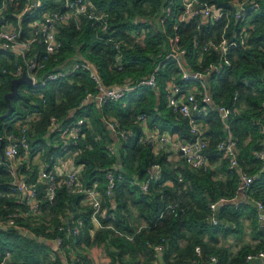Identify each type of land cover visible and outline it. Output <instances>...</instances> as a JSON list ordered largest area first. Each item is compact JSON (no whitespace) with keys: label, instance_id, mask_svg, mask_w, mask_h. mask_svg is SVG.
Wrapping results in <instances>:
<instances>
[{"label":"trees","instance_id":"1","mask_svg":"<svg viewBox=\"0 0 264 264\" xmlns=\"http://www.w3.org/2000/svg\"><path fill=\"white\" fill-rule=\"evenodd\" d=\"M92 1L99 12L107 14V29L87 16L62 24L58 34L62 48L37 72V84L19 85V93L11 99L14 109L10 114H6L5 94L11 91L12 80L18 77L9 71L24 61L0 48V143L3 141L0 156L11 137L20 136L27 127L30 151L21 150L24 162L18 173L36 186L41 209L53 215L50 221L22 215L17 222L23 229L0 228V261L10 251L12 264H64V259L74 260L75 264H91L83 254L84 246L110 241L116 246V249L107 248L112 264H152L158 257L159 245L166 264H209L211 256L217 257L216 264H248V253L264 249V228L250 201L233 202L240 175L237 169L230 168L217 143L232 132L241 165L248 173L257 174L246 197L264 203V168L256 157V151L264 145V0H256L257 8H247L243 18L237 20L231 14L217 21L203 16L178 20L177 15L185 9L184 0ZM239 1L196 0V4L235 10ZM38 2L40 7L36 6ZM3 3L7 4L4 19L17 23V15L24 10L26 2L0 0V5ZM165 5H170L171 13L160 21L158 16ZM33 6L20 22L25 37L30 36L32 23L43 12L65 11V0H34ZM244 28L247 33L243 40L240 31ZM222 34L236 43L230 50V64L221 60L216 48ZM176 37L179 46L185 49L181 60L188 70L203 71L210 63L218 67L209 73L208 89L213 103L233 110L229 130L214 109L200 118L209 137L207 170L193 169L183 159L174 163L168 150L145 139L142 115L146 116L151 130L169 131L186 141L194 138L188 119L168 106L171 84L183 86L182 92L192 86V81L183 78L178 60L168 56ZM82 61L97 69L106 86L129 80L133 89L123 98L99 106L94 100L99 90L90 70L83 66L73 70ZM157 66L158 87L140 85ZM3 67L8 72H3ZM52 72L62 75L49 78ZM35 113L38 116L27 121ZM52 118L61 126L84 120L77 145H66L59 129L49 133L53 128ZM109 118H116L121 127L134 131L133 136L121 139L120 157L114 152L120 138L110 129ZM67 151L77 152L75 163L83 167V184L96 185L103 195V207L108 209L105 217L96 213L103 227L93 238L90 231L94 209L82 205L86 194L59 183L54 200L49 202L48 184L38 180L39 166L31 163V158L39 152L46 170L52 171L58 158ZM0 160V215L6 216L19 211L20 194L11 190L13 175L6 168L7 161ZM157 163L161 165L158 178L143 191L141 184ZM109 172L115 182L112 194H108ZM222 198L225 202H219L213 209L211 204ZM170 204L174 205L173 209H167ZM133 207L144 221L140 228L130 223ZM213 215L219 223L212 222ZM244 216L250 219L260 241L245 245L236 253L226 245L219 246L220 235L238 232ZM80 219L83 221L80 234L67 236L60 229L73 227ZM23 230L27 232L24 234ZM125 234H131L132 239ZM56 237L63 240L59 247L62 254L53 252L51 242ZM183 239H186L184 246L180 244ZM138 251L145 255L143 263L135 258Z\"/></svg>","mask_w":264,"mask_h":264},{"label":"built area","instance_id":"2","mask_svg":"<svg viewBox=\"0 0 264 264\" xmlns=\"http://www.w3.org/2000/svg\"><path fill=\"white\" fill-rule=\"evenodd\" d=\"M26 2V7L24 10L17 15V23L13 21L0 20V48L8 52L17 55L19 58L23 59L24 64H17L10 70L15 74V76L20 77L23 73H27L33 80L32 84H37L36 75L37 72L46 67V62L53 58L62 48V40L59 37V28L62 24L68 22L70 19L75 21L79 20L82 16H87L88 18L98 21L102 24L103 29H107V14L99 12L95 8V4L92 0H65V11L61 12H43L42 17L36 19L30 30V36L25 37L23 33V28L21 25V19L25 13L32 11L34 9V0H24ZM236 9H225L219 8L215 5H197L196 0H184V11L177 15L178 20H184L188 18H193L196 16H203L204 18L217 21L222 17L227 18L234 14L235 18L238 20L244 17L247 8H257L258 2L256 0H241L237 2ZM37 7L41 6V2L36 4ZM7 4L3 3L0 5V18L3 17V12L6 9ZM171 13L170 5H165L161 14L158 16L160 21H164L166 15ZM4 18V17H3ZM246 28L241 32V38L246 36ZM242 40V42H244ZM215 44V43H212ZM235 41H230L229 37L222 34L219 44L216 48L219 50L221 60H225L227 64H230L229 54L231 48L234 46ZM185 49L180 47L178 44V37L172 43V48L168 53L169 57H174L178 60L181 69L182 76L186 80L192 81V86L186 88L182 92L181 85L171 84L170 93L168 95V106L177 114L188 119L191 132L194 138L191 141L186 140H173L174 135L164 131L156 134L158 136V144L161 148H164L171 144L179 152H181L182 159L185 163L193 169L207 170L210 167L209 157L206 152V148L209 145V137L206 134L205 123L202 116L208 114L211 109H214L220 116L221 121L225 125L226 130H229V119L233 113L230 106L221 104L217 105L213 103V98L208 89V76L209 73L217 69L218 67L214 63H210L209 66L201 71H191L188 70L183 62L182 56ZM0 66H1V56H0ZM83 66L90 70L91 78L95 81L99 93L95 96V99L102 105L103 102L108 100H118L123 98L129 91L133 89L130 81L127 80L121 84L113 85L111 87L106 86L97 69L89 62L82 61L77 63L73 70ZM3 72H8L6 68L3 67ZM159 66L146 78L142 79L139 84L148 85L153 88L158 87L157 82V72ZM62 75L61 72H52L48 75L49 78H59ZM237 95L235 96V99ZM263 114H264V101L262 104ZM37 113L29 116L27 121H31L32 117H37ZM141 119L145 120L146 116L142 115ZM260 121V119H259ZM110 129L114 132L117 137L122 140L133 136L134 131L131 129H126L121 127L116 118H109L107 120ZM52 127H57V119L52 118ZM84 120L78 119L65 126H59L57 129L60 130V136L66 141V145H77L80 136L83 131ZM27 127H24L22 134L20 136L11 137V141L6 145L2 156L0 159H4L7 162L16 161L21 159V150L30 151V144L27 138ZM149 138V137H148ZM146 138L148 141L149 139ZM217 149L221 152L224 158L229 161L230 168L237 169L240 175V180L238 183V191L246 195L247 190L256 178L257 174L248 173L239 161V151L237 147V142L234 139L232 132L229 131L227 137L221 139L217 143ZM68 150V146L65 148ZM256 157L262 162V168H264V145L256 151ZM13 175V181L11 182V190L17 192L22 197L21 204L26 208L24 214L20 211H13L6 216L0 215V228L4 230H9L12 228H20L18 225V218L22 215L36 217L41 212V204L37 199L38 191L34 184L26 182L24 176L16 181L15 174L18 173V166L10 164L8 169ZM83 167L79 166L76 170H71L68 172L65 180H60L58 175L55 173L54 169L52 171L46 170V165H42L41 170H39L38 180L46 182L48 184L46 196L49 202H52L56 195V188L59 183H65L69 188L80 193H85V198L88 201V205L94 209L93 215L96 213H101L103 217L107 216L108 209L103 207V195L96 185L88 187L83 184L82 179ZM161 171V165L155 164L151 168L150 176L141 184V189L147 191L152 180L158 178ZM109 180L108 194H112V189L115 186L114 176L112 172L107 174ZM247 196V195H246ZM248 197V196H247ZM251 201L255 204L258 213V219L261 226L264 225V203L262 200H257L249 197ZM226 199L222 198L216 203H212L211 206L215 209L219 202H225ZM174 208L173 204L167 206V209ZM98 217V216H97ZM212 222L214 224L219 223L216 216H212ZM100 220V219H99ZM83 226V221L78 220V224L73 227H66V229L61 226L60 229L65 230L67 236L78 235L81 232V227ZM55 245L60 247L63 240L61 237H56L54 239ZM162 247L159 245L157 247L160 250ZM199 255L201 254L198 248ZM11 257V252L7 251L0 261V264H8ZM216 256H211L209 264H216ZM248 264H264V249L257 252H250L246 256ZM67 264H75L74 260H70ZM152 264H166L163 263L159 258H156Z\"/></svg>","mask_w":264,"mask_h":264},{"label":"crops","instance_id":"3","mask_svg":"<svg viewBox=\"0 0 264 264\" xmlns=\"http://www.w3.org/2000/svg\"><path fill=\"white\" fill-rule=\"evenodd\" d=\"M94 100H96V99H94ZM142 125H143V129H144V132H145V139L149 137L148 141H150V143H154L158 148H161L159 146V144H158V141H157L158 140V136L156 137V134L160 133L159 130H151V129H149L148 126H147V121L146 120H144ZM166 132L169 133V131H166ZM173 140L175 141V140H182V139H180L177 135H174ZM171 144H173V143H171ZM171 144H169L168 146L164 147L163 149L168 150L170 152V157L169 158L172 159V161L174 163L178 164L182 160L183 157L181 155V152H179L174 146H171ZM5 147H4V149H5ZM76 156H77V152H75V151L74 152L73 151H67V153H66V155L64 157L58 158V160L56 161V164L54 166V171L58 175V178L60 180H65L69 171L76 170L77 168H79L80 165L75 163L76 162L75 161ZM28 161H30V160H28ZM0 162H1V160H0ZM21 162H24V159L22 157H21V159L18 160V162H16V161H12L11 163L7 162V167L6 168L9 169L10 164H12L14 166H18V168H19ZM31 163L38 164L40 170H41L43 164L46 165L45 162L41 158V153H39V152L34 154L33 159L31 158ZM15 177H16L15 178L16 181H18V180H20L22 178V176H20L19 173L15 174ZM21 197L22 196L19 195L20 204L18 206V209H19V211L22 214H24V211H25L26 208L21 204L22 203L21 202V199H22ZM247 200L252 203L253 207L255 206L253 201L249 200L246 197L245 194H242L241 191H238L236 197L233 198V202H236V203H238V202H246V203H248ZM82 205H88V201L86 199H83L82 200ZM32 218L35 219V220L44 219L45 221L46 220L50 221L53 218V215L50 214V213L45 212L44 210H41L39 215H37L36 217H32ZM244 219L247 221V223H251V221H250V219L248 217L244 216L242 218V221ZM35 220H33V221H35ZM92 221H93V228L91 229L90 232H91V236L93 238L95 236L96 231L101 229L103 227V225L101 223V220H99V218L96 215H92ZM143 222H144L143 219L138 216V209L133 207L132 208V216L130 218L131 225L132 226H138L137 228H140V226L143 224ZM20 228L23 229L24 227L20 226ZM251 230H252V228H251ZM24 231L27 232V230H24ZM251 233H252L251 235L253 237H251L252 238V241H251L252 244H250V245H255L256 243H258L260 241V237H258L253 230H252ZM122 234H124V233H122ZM125 235L127 237H129L130 240L132 239L131 238L132 237L131 234H125ZM220 241H221V238H220ZM51 243H52L51 246L53 248L54 254L55 253L62 254L61 249L55 245L54 240ZM185 243H186V239H183V240L180 241V244L182 246H184ZM225 245L230 247V251L232 253H234L233 250H232V247H231V245L229 243H227ZM84 247L85 248L82 250L83 254L88 258V260L90 261L91 264H112V258L109 255V253L107 251V248H110V249L115 248L116 249V246H113V243H111L110 241L109 242L108 241H104L103 243L93 244L91 246H84ZM157 255H158L157 258H159L163 262L164 259H163L162 251H160V250L157 251ZM126 258H128V259L130 258L129 254H126ZM135 258L143 263V261L145 260V255L142 252L138 251L136 253V255H135ZM64 264H67V261L65 259H64Z\"/></svg>","mask_w":264,"mask_h":264},{"label":"rangeland","instance_id":"4","mask_svg":"<svg viewBox=\"0 0 264 264\" xmlns=\"http://www.w3.org/2000/svg\"><path fill=\"white\" fill-rule=\"evenodd\" d=\"M242 224L243 226H240V229L238 232H231L227 235H220L221 241L219 242V246H223L227 243H229L232 247L233 252H237L241 247L245 245H250L252 244V238L253 237L251 234L253 228L251 223H247V221L244 219ZM252 228V230H251ZM12 264V260L10 261Z\"/></svg>","mask_w":264,"mask_h":264},{"label":"water","instance_id":"5","mask_svg":"<svg viewBox=\"0 0 264 264\" xmlns=\"http://www.w3.org/2000/svg\"><path fill=\"white\" fill-rule=\"evenodd\" d=\"M0 20L3 22L4 21V18L1 17ZM24 83L25 84H32L33 83L32 78L27 73H23L20 77L15 78V79L12 80L11 91H9V92H7L5 94V100H6L7 104H8V110H7L6 114H10V113L13 112L14 106H13V103H12L11 99H12V97L16 96L19 93V90H18L19 85L20 84H24ZM59 126L60 125H58L56 128L53 127L49 131V133L55 131ZM2 149H3V141L0 143V150L2 151ZM120 149H121V141L118 139L116 141L115 145H114V152H115V154L118 157H120ZM23 233L25 234L26 231L23 230Z\"/></svg>","mask_w":264,"mask_h":264}]
</instances>
